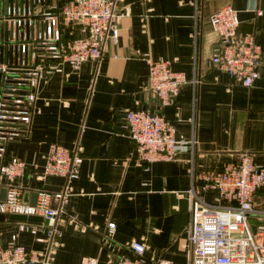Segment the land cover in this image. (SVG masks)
Listing matches in <instances>:
<instances>
[{
  "label": "crops",
  "instance_id": "1",
  "mask_svg": "<svg viewBox=\"0 0 264 264\" xmlns=\"http://www.w3.org/2000/svg\"><path fill=\"white\" fill-rule=\"evenodd\" d=\"M253 1L260 14L252 9ZM225 4L237 9L239 32L256 31L262 60L251 86L210 63L218 38L210 16ZM120 9L128 12L120 19L117 37L105 40L98 70L89 61L78 69L64 62L60 71L42 79L28 134L6 144L5 160L17 156L28 164L16 179L28 190V200L35 188L57 190L66 184L62 176H35L48 144L79 148L82 161L78 176L67 183L72 194L63 206V232L52 244L47 264L110 262L113 254L102 241L108 221L115 222L116 242L142 240L148 258L191 264L185 230L192 203L191 164L219 167L244 150L256 162L264 156V0H122ZM144 53L168 58L174 70L184 73L186 81L174 100L160 110L175 125L177 137L193 134L197 140L194 152L178 151L172 159L146 167L118 120L122 108L158 109L146 89ZM214 193L204 195L211 200ZM252 198L264 207V185ZM14 232L17 242L43 249L44 243L19 230L16 220L7 216L0 221V243L7 244Z\"/></svg>",
  "mask_w": 264,
  "mask_h": 264
},
{
  "label": "built area",
  "instance_id": "2",
  "mask_svg": "<svg viewBox=\"0 0 264 264\" xmlns=\"http://www.w3.org/2000/svg\"><path fill=\"white\" fill-rule=\"evenodd\" d=\"M122 0H0V213L39 215L41 220H16L19 230L35 235L44 243L41 250L16 241L12 233L7 244L0 243V264H47L52 244L62 234L63 206L72 191L68 181L76 178L82 157L56 141L48 144L41 171L66 179L63 188H35L34 203L23 201V188L16 179L28 164L17 156L5 160L8 141L28 134L37 89L42 79L68 63L78 69L89 61L97 71L104 59V42L118 35ZM257 14L262 10L251 3ZM218 38L210 63L225 70L245 86L258 76L262 50L255 30L239 32L237 9L225 4L210 16ZM148 64L146 89L157 99L158 109L122 108L118 120L134 141L136 158L146 167L158 159H172L178 151L194 152L196 138L177 137L175 125L160 107L174 100L186 81L171 60L144 53ZM197 79L193 76L192 83ZM192 116V121H193ZM188 188L192 203L186 224V240L191 264H264V207L253 203L255 190L264 185V156L261 162L252 152H240L237 160L219 167L190 168ZM215 192L211 200L204 193ZM30 193V191H29ZM45 219L51 222H45ZM115 222L108 221L102 241L112 252L107 264H170L167 259L144 255L145 242L131 239L120 244L113 239ZM120 249V251H118Z\"/></svg>",
  "mask_w": 264,
  "mask_h": 264
},
{
  "label": "water",
  "instance_id": "3",
  "mask_svg": "<svg viewBox=\"0 0 264 264\" xmlns=\"http://www.w3.org/2000/svg\"><path fill=\"white\" fill-rule=\"evenodd\" d=\"M6 194V188L2 187L0 190V199L3 200L5 198ZM36 197V191H33L31 193V197L29 198L30 203H34ZM28 199V190L24 191L23 193V201H27ZM8 218L10 220H32V221H39L41 220V216L39 215H25V214H17V213H11L8 215ZM5 219V215L3 213H0V221ZM45 222H51L48 219H45Z\"/></svg>",
  "mask_w": 264,
  "mask_h": 264
}]
</instances>
